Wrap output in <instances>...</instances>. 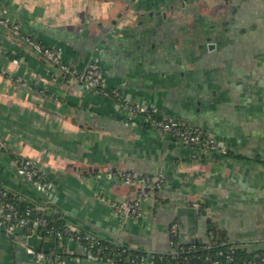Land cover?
I'll list each match as a JSON object with an SVG mask.
<instances>
[{"label": "crops", "instance_id": "crops-1", "mask_svg": "<svg viewBox=\"0 0 264 264\" xmlns=\"http://www.w3.org/2000/svg\"><path fill=\"white\" fill-rule=\"evenodd\" d=\"M0 8L78 72L96 63L109 92L70 78L0 26V184L71 230L146 254H94L36 225L11 236L0 214V264H172L174 225L181 243L206 244L213 228L225 244L264 253V0H0ZM127 101L203 127L217 147L130 118ZM22 159L46 175L47 189L19 173ZM127 173L164 183L128 186ZM143 185L164 193L141 194ZM134 201L138 214L114 205Z\"/></svg>", "mask_w": 264, "mask_h": 264}, {"label": "built area", "instance_id": "built-area-1", "mask_svg": "<svg viewBox=\"0 0 264 264\" xmlns=\"http://www.w3.org/2000/svg\"><path fill=\"white\" fill-rule=\"evenodd\" d=\"M0 26L5 28L10 33L17 35L23 38L26 42L32 45L36 51L41 52L46 55L47 58L54 61L58 64L66 75L70 78H74L83 82V84L92 90H101L105 93L109 92L106 90L104 85V79L102 73L100 71L99 66L96 63L90 65V67L84 72L80 73L71 65L64 62L62 58V52L59 50H53L49 48H44L38 41L33 39L30 35L24 34L21 30L20 25L12 22L6 15L5 11L0 8ZM116 94V93H115ZM117 96V95H116ZM124 107L128 112V116L130 118L136 117L138 115L143 116L147 121L152 123L154 126L159 128L162 132L168 133L174 136L176 139L184 141L190 145H194L196 147L201 148H216V144L214 139L210 136L206 129L200 126H193L190 124H186L180 122L174 118H155L157 109L150 107L147 104L135 103V102H124ZM19 173L30 183L36 186L40 190H45L48 188L49 183H47L46 175L30 160L22 159L19 161L18 165ZM115 177V176H114ZM141 181L143 184H155L161 186L164 183L163 179L160 177H149L142 176L140 179L137 175L133 173H127L122 183L125 185L138 184ZM13 193L5 186L0 184V214L2 217V222L4 223L6 232L11 236H15L19 229L24 228V225L27 222V218L24 215H30L32 210L27 209L25 213L21 214L17 209L15 203L10 200H7ZM115 207L123 213L128 214H138L139 212V202H125L122 204H114ZM35 225L38 226L40 223V219H36L34 221ZM59 237H63L61 233L57 234ZM172 235H178V226L174 225L172 228ZM73 239L80 240L82 242H86V249L92 251V253L96 254V244L95 239L89 235H82L79 232L70 229L68 235ZM259 257L260 255L257 254ZM44 255L41 254L39 259H43ZM262 261L264 262V256H262ZM144 260V259H143ZM52 264H60L61 261H54ZM214 264H220L215 261ZM251 264V262L247 263Z\"/></svg>", "mask_w": 264, "mask_h": 264}, {"label": "trees", "instance_id": "trees-1", "mask_svg": "<svg viewBox=\"0 0 264 264\" xmlns=\"http://www.w3.org/2000/svg\"><path fill=\"white\" fill-rule=\"evenodd\" d=\"M7 200L16 204L17 209L21 214L25 213L27 209H31V214L24 215L27 218V222L24 228H34L36 219H40L38 224V230L45 237H59L57 234L68 235L70 229L64 225V221L60 218L53 216L49 211H43L35 208V206L27 201L22 200L18 195L13 193ZM82 235H86L84 232H80ZM173 241L177 244L175 255H168L172 264H214L215 261L220 264H264L262 256L264 253L249 252L248 250L238 247L234 244L223 243L219 233L215 229H211L210 241L206 244H185L181 243L179 235H173ZM84 244H87L85 241ZM96 248L99 247V253L101 255L111 256L113 258H120L121 260H140L141 255H144L140 251L122 249L117 246L111 245L101 240L95 239ZM105 245H109L110 249L105 250ZM257 254L260 256L258 257ZM158 264V263H157ZM160 264V263H159Z\"/></svg>", "mask_w": 264, "mask_h": 264}, {"label": "water", "instance_id": "water-1", "mask_svg": "<svg viewBox=\"0 0 264 264\" xmlns=\"http://www.w3.org/2000/svg\"><path fill=\"white\" fill-rule=\"evenodd\" d=\"M177 11V10H176ZM177 14L176 12L174 13V15ZM133 187H137V185H131ZM139 191L141 192V194H143L144 192L147 193L148 195H155L156 193H164V189H158V188H151V187H148V186H139ZM141 194L139 195V197L141 196ZM193 242H196V241H193L192 239L191 240H187L185 239L184 240V243H193Z\"/></svg>", "mask_w": 264, "mask_h": 264}, {"label": "rangeland", "instance_id": "rangeland-1", "mask_svg": "<svg viewBox=\"0 0 264 264\" xmlns=\"http://www.w3.org/2000/svg\"><path fill=\"white\" fill-rule=\"evenodd\" d=\"M95 59H96V56L92 57V60L95 61V62H97Z\"/></svg>", "mask_w": 264, "mask_h": 264}, {"label": "flooded vegetation", "instance_id": "flooded-vegetation-1", "mask_svg": "<svg viewBox=\"0 0 264 264\" xmlns=\"http://www.w3.org/2000/svg\"><path fill=\"white\" fill-rule=\"evenodd\" d=\"M183 3H185V2H183Z\"/></svg>", "mask_w": 264, "mask_h": 264}]
</instances>
